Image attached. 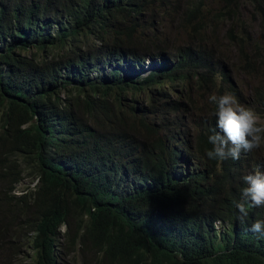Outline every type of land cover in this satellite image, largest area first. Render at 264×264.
I'll list each match as a JSON object with an SVG mask.
<instances>
[{
  "label": "trees",
  "instance_id": "16d2710c",
  "mask_svg": "<svg viewBox=\"0 0 264 264\" xmlns=\"http://www.w3.org/2000/svg\"><path fill=\"white\" fill-rule=\"evenodd\" d=\"M217 2L0 0V264H264V147L206 155L211 95L264 117V0Z\"/></svg>",
  "mask_w": 264,
  "mask_h": 264
},
{
  "label": "clouds",
  "instance_id": "9594fccd",
  "mask_svg": "<svg viewBox=\"0 0 264 264\" xmlns=\"http://www.w3.org/2000/svg\"><path fill=\"white\" fill-rule=\"evenodd\" d=\"M209 102L217 105L215 116L219 131L208 136V143L212 145L206 152L208 159L235 161L241 158L242 152H253L264 147V118L259 113L239 104L230 93L211 95ZM242 179L246 186L241 190L240 199L234 203L239 212L238 219L245 223L250 206L264 207V172L248 173ZM250 230L264 238V220L254 221Z\"/></svg>",
  "mask_w": 264,
  "mask_h": 264
},
{
  "label": "rangeland",
  "instance_id": "374dc122",
  "mask_svg": "<svg viewBox=\"0 0 264 264\" xmlns=\"http://www.w3.org/2000/svg\"><path fill=\"white\" fill-rule=\"evenodd\" d=\"M203 2H204V4H206V6H205V8H207L210 4V6H209V8H212V6H213V4H215L216 2H217V0L216 1H212V0H203ZM184 3V2H183ZM218 3V2H217ZM249 11H250V9L249 8H247V7H243V8H241V19H245L246 20V22L247 23H249V24H251V27H250V29L248 30V32L251 34V35H254V34H256L255 35V37H258L259 36V29H260V27H259V25L261 26V24H262V22H261V19L260 18H251L250 17V14H249ZM169 28H172V25L170 24L169 25ZM230 28V25H224V24H220L219 26H218V34H219V37L221 38L220 39V42H219V45L215 48V53H216V55L219 57V58H221L220 57V52H223L224 53V55H225V57L224 58H228L229 56H231V45L227 42V36H226V34H227V31H228V29ZM182 32L183 33H185V30L183 29L182 30ZM221 48H222V50L223 51H221ZM220 51V52H219ZM217 52H219V53H217ZM224 58H221V59H224ZM235 64H237V61H236V59L235 58H231L229 61H228V63H227V65L229 66V68L230 69H233V67L235 66ZM146 66L148 67V68H151V66H152V64H151V62L150 61H148L147 63H146ZM246 78L245 77H242V79H241V82H243V83H246ZM250 81V80H249ZM247 95H248V93H249V91H247V90H245L244 91ZM262 118H264V117H262ZM190 127H191V123H190ZM192 128V127H191ZM185 129H186V131L188 130V126L187 127H185ZM26 185H27V181H24V182H22V183H20L19 185H18V189H20V190H23L25 187H26ZM217 227L220 229L221 228V224H217Z\"/></svg>",
  "mask_w": 264,
  "mask_h": 264
}]
</instances>
